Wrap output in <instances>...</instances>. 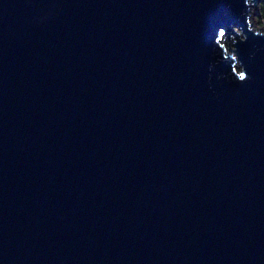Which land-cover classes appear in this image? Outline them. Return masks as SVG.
<instances>
[{"label": "water", "instance_id": "water-1", "mask_svg": "<svg viewBox=\"0 0 264 264\" xmlns=\"http://www.w3.org/2000/svg\"><path fill=\"white\" fill-rule=\"evenodd\" d=\"M258 0H0V264H264Z\"/></svg>", "mask_w": 264, "mask_h": 264}, {"label": "rangeland", "instance_id": "rangeland-1", "mask_svg": "<svg viewBox=\"0 0 264 264\" xmlns=\"http://www.w3.org/2000/svg\"><path fill=\"white\" fill-rule=\"evenodd\" d=\"M263 0H258L257 1V4H256V9L255 11L253 12V20L255 21V24L256 26H261L264 22L262 21V17H261V14H260V3L262 2Z\"/></svg>", "mask_w": 264, "mask_h": 264}, {"label": "trees", "instance_id": "trees-1", "mask_svg": "<svg viewBox=\"0 0 264 264\" xmlns=\"http://www.w3.org/2000/svg\"><path fill=\"white\" fill-rule=\"evenodd\" d=\"M260 14L264 22V0L260 3Z\"/></svg>", "mask_w": 264, "mask_h": 264}]
</instances>
